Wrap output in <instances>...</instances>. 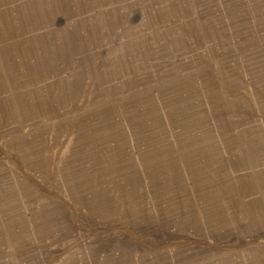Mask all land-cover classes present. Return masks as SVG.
<instances>
[{"label":"rangeland","instance_id":"1","mask_svg":"<svg viewBox=\"0 0 264 264\" xmlns=\"http://www.w3.org/2000/svg\"><path fill=\"white\" fill-rule=\"evenodd\" d=\"M0 215V264H264V0H0Z\"/></svg>","mask_w":264,"mask_h":264},{"label":"bare ground","instance_id":"2","mask_svg":"<svg viewBox=\"0 0 264 264\" xmlns=\"http://www.w3.org/2000/svg\"><path fill=\"white\" fill-rule=\"evenodd\" d=\"M27 155V154H26ZM25 164V163H24ZM24 166V165H23ZM198 170V169H197ZM168 176V175H167ZM182 177V176H181ZM165 178V177H164ZM56 179V178H55ZM59 179V178H58ZM167 179V178H166ZM169 180V179H168ZM60 181V180H59ZM167 185V184H166ZM197 186H200V183H198V185ZM26 187V186H25ZM196 197V196H195ZM25 199V198H24ZM177 202V201H176ZM24 209V208H23ZM193 212H190V215L191 216H193V214H192ZM43 215V214H42ZM174 215V214H173ZM1 216V215H0ZM44 216V215H43ZM41 217V216H40ZM201 217H202V219H205L206 218V214L204 213V214H202L201 215ZM1 218V217H0ZM42 218H44V217H42ZM6 223V222H5ZM44 226V225H43ZM59 228V227H58ZM21 230V229H20ZM25 232V231H24ZM20 233V232H19Z\"/></svg>","mask_w":264,"mask_h":264}]
</instances>
